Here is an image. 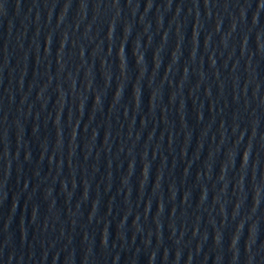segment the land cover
Returning a JSON list of instances; mask_svg holds the SVG:
<instances>
[{
    "label": "water",
    "instance_id": "water-1",
    "mask_svg": "<svg viewBox=\"0 0 264 264\" xmlns=\"http://www.w3.org/2000/svg\"><path fill=\"white\" fill-rule=\"evenodd\" d=\"M0 264H264V0H0Z\"/></svg>",
    "mask_w": 264,
    "mask_h": 264
}]
</instances>
